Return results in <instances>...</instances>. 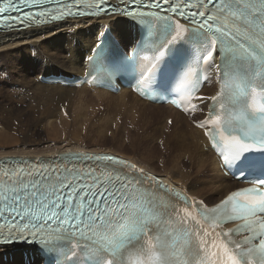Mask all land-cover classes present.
I'll use <instances>...</instances> for the list:
<instances>
[{
    "label": "snow or ice",
    "instance_id": "1",
    "mask_svg": "<svg viewBox=\"0 0 264 264\" xmlns=\"http://www.w3.org/2000/svg\"><path fill=\"white\" fill-rule=\"evenodd\" d=\"M52 2L53 0H6V6L0 4V23L10 24L15 27L18 25H28L32 22L39 24L48 19L60 21L67 16L89 15L100 17L101 14L108 15L109 13L124 16H140L144 13L158 15L159 11H163L165 16L168 17L167 14L171 12L173 15L179 14L190 20L192 24L197 25V28L205 31L209 36H216L215 39H211V50H208L207 54L203 57V61L206 64L213 59L214 52L217 49V41L220 42L221 48H224L225 41H228L226 45L228 49L238 50L264 60V0H220L218 4H215V17H223L224 11L227 10L235 18L234 22L235 20H241L243 26H247V31L243 30V27H238L231 33L224 27H216L217 19L214 18L213 14L205 15V12L199 10L204 7L205 0H197L194 6L196 11L191 12V14L186 9L190 10L193 7L192 0H122L125 5L124 7L108 5V0H97L94 7L87 12L79 10L77 0H72L70 4H64L62 0H54L58 7L50 9L46 5ZM213 2L214 0H207V4L209 5H212ZM145 5L147 6L146 12L141 10ZM25 9L29 10L26 11ZM31 9L38 10L33 12ZM12 13L16 14L12 15ZM250 15L252 16L251 20L248 19ZM197 16L203 19L197 22ZM168 18L170 19L171 17ZM145 81H147V74L144 80L141 81V84ZM238 119L239 123L235 126L232 119L224 120L223 125H221V116L219 115L213 116L207 122L217 126L213 131L206 132L205 134L213 141H215L217 135L219 136L224 145L222 151L224 162L229 160V155L224 153L234 155L248 146V143L244 142L245 140L241 141L234 133L239 129L245 135H249L252 131V126L247 124L243 115ZM200 126L203 127V125ZM224 127L228 129L227 134L223 131ZM252 141L258 147L264 148V136H258ZM97 159L101 158L98 157ZM50 180V175L44 176L42 174L33 176L27 183L24 179L20 178L7 192L0 193L3 202V207L0 208V221H4L9 226L8 235L3 236L0 239V243L13 242L21 238L28 239L29 236L32 237V240H37L36 238L51 222L63 225L65 222L78 221L76 227L84 224L87 228H91L93 224L105 219L104 214L108 210L107 207L100 210L99 203H97L96 208H92V204L96 202V193L92 194L90 200H88L87 194L85 195L88 207L83 210L82 215L77 214L80 212V207L77 204H73L72 197L79 196L80 191H84L85 188H90V186L82 185L80 190L77 191L75 183L64 184V180L59 179L57 182L65 192L68 189L72 190L71 194L64 197L60 194L59 190H53L51 193L45 191V186ZM246 193H254L260 199L251 205L239 203L237 198L244 197ZM53 196L56 198L53 199ZM107 198L111 199L110 193L107 194ZM62 199L65 201L63 205L61 204ZM102 200H105V197L102 196ZM117 203H119L118 200ZM224 204H231V213H245L251 216H255L257 212L264 213V181H259V187L245 188L244 193L233 191L227 197V201ZM123 208H126V205H123ZM219 210L216 209L214 211ZM95 211H99L100 215H94ZM224 214L231 215L227 209H225ZM120 215L123 216V213L121 212ZM256 222L260 224L261 228L258 234L264 236V219L258 218ZM128 239H131V237H120L118 242L112 247V252L126 250V246L129 245L124 244V241ZM251 239L253 237H248L245 243H250ZM261 241H264V239H261L259 242L258 264H264V243H261ZM121 245L124 246L122 247ZM256 251L255 247L245 249L240 246L237 248L236 257H239L240 264H248V257L256 253Z\"/></svg>",
    "mask_w": 264,
    "mask_h": 264
},
{
    "label": "bare ground",
    "instance_id": "2",
    "mask_svg": "<svg viewBox=\"0 0 264 264\" xmlns=\"http://www.w3.org/2000/svg\"><path fill=\"white\" fill-rule=\"evenodd\" d=\"M78 8L79 10L86 11V9L83 6H78ZM106 29L110 30L112 36L116 38L118 41H120V43L123 46L130 47L132 41L135 40L136 29H135L134 23L127 19H124L122 17H117V16L109 17V18H100V19L82 18L80 20H68V21H64L62 23H58V24H54L50 26L39 27V28L30 27L23 31L16 30V31L0 34V52L5 53L7 56L13 55L12 52L10 53V51H12L13 49L23 47V46H31V47L43 46L45 41H49L46 43V44H49L51 42H54V38H55L56 46L52 47L53 50H51V48L49 47L47 48L46 44L44 46L48 50L49 55L56 59V63H57L56 70L53 71V69H48L46 73H44L43 75L37 76L36 85L41 90L43 89L44 91L47 90V95H45V97L47 98L45 100H49L48 102L53 101L56 107L59 109L61 108L59 104H61L63 106L62 109H65L66 111L70 107V105H72V101H74L75 99L73 95L76 93L80 94L78 95L79 96L78 98H80L82 102L80 103V108L79 109L77 108V109L80 111H84L86 113L85 115H83V118L80 119L81 121L78 118L73 117L72 119L68 121L69 123L68 122L64 123L63 121L59 122L58 124L60 128H57V125H56V128H55L56 135H58L61 132V138H67V136L65 137L66 134L69 136L72 135L75 138L74 145L75 144L76 145L74 147H64V148H58L54 150L45 149V150L38 151V152H23V151L17 150L18 146L24 145L26 143H30L29 141L22 142L24 140H16V139L12 140L11 137H9V135H5V137L0 136V147H5V148H1L0 156L5 155V154H15L17 156H22V157H33L34 155L40 156V155H45L47 153L59 154L56 152H61L63 150H65L63 152H66V150L67 151L85 150L88 152H95V151L102 152L103 151V152H111V153L121 155L131 160L132 162L139 164L142 167V169H145L149 172L151 171L150 173L153 172L152 174L156 173L155 175L157 176H163V175L169 176L168 172H165L164 174L157 173L158 171L155 170V167L148 164V162H150L153 157L149 159L141 158L140 160H138L135 158L136 156L135 157L132 156L134 151L139 150V148L136 147L135 142H133V139L136 138V136L140 133H143L145 131H150V130L154 131L155 129H158V127H156V125H158L157 123H159V121L161 120H164V118L167 115H169L173 118V123H174V126L172 125L173 134L171 136L178 135V138L183 137L181 141H179L177 136L176 138L172 137L173 141L177 140V143L183 142L185 145H190V142H191L192 144L191 147L194 148V150L191 147L190 149H188L191 153L194 152L191 158L197 155L199 156V160L202 164L203 170L204 168H206L208 169L209 172L215 175L217 185H218V190L220 188H224L225 189L224 192H226L228 190L231 191V189H235L237 184L233 183L220 170L219 162L217 158L214 157V155L208 150L207 143L203 138V133L195 129L192 125H189L186 122L188 119L185 116H183L180 113H177L170 107L154 106V105L144 103L138 100L137 97H135L128 91H124L120 93L119 95H112V94H109L107 92H104L98 89H93V90L87 89V88L68 89V88H62L60 86H45L39 82L40 79L48 78L52 74L61 75V76L68 77V78H73L76 75H83L84 69L87 63V57L89 56V54H91V50L99 42V38L101 34ZM121 32L123 33L122 35H121ZM122 41L126 43L124 44ZM19 51H24V49H20L17 52ZM216 63L217 61L214 62V64L211 66L213 73H216ZM13 65H15V63ZM61 67L65 68L66 70L64 71L63 69H61ZM210 80L211 79L208 80V84ZM13 86L14 85H12V88ZM215 88H216V80H214L213 83L205 87L206 94L208 96H211L215 92ZM27 90H29L28 92L31 93L30 88H27ZM53 91L57 92L56 95L53 97H49L50 94L52 93H48V92H53ZM99 108H106L109 110V112L111 111V114H109L111 115V117H106L104 119L103 118L98 119L99 117L93 118L94 112H96V114L100 113ZM204 114H205L204 111H199L197 113V117L199 116L203 117ZM116 116H119V120H121V122L120 121L117 122V126H116L115 121L111 122L110 125L106 122L107 120H111L112 117H116ZM120 123L123 124V127H122L123 129L119 130ZM77 125L79 126V128L78 127L76 128ZM72 126L74 127V129H72ZM88 126H90L91 128L98 127L101 129L100 131H98V133L96 132L97 130L94 131L96 132L95 134L96 139H94L90 143H88V137L87 135H85L86 128ZM112 126L116 127L117 130H115L113 133L110 134V136L112 137L111 141L117 144L120 148H115L113 151H110L102 147L103 144H107L110 141L109 138L104 137L102 133L105 134L104 131H107ZM90 127H88V129ZM166 128L167 127L165 126L164 129ZM185 131L186 133H183ZM92 132L93 131H91V133ZM165 133H167L166 130L160 132L159 134H165ZM142 135L144 136V134ZM65 140L67 141L70 139H65ZM186 141H188V143H185ZM194 142L196 144H194ZM93 145L94 147H100V148L91 149ZM87 147H89V149ZM128 148L131 151V155L126 154L127 153L126 150ZM196 148H198L197 151H196ZM140 149L147 150L148 152H150L152 149L153 151H155L153 146L145 147V149L141 147ZM184 150H183V153H184ZM142 155L143 154H141V156ZM179 155L182 156V154H179ZM179 157L180 156H178V158ZM150 163H153V162H150ZM172 180L173 182L181 186H184L180 181H177L174 179ZM192 194L194 195V193ZM214 194H211V195H214ZM18 247H21L23 253L16 254L15 256L13 254V256L16 260H19L21 262L20 264H26L28 260H30L31 262L30 264H40L41 261L34 248L25 247V246H18ZM15 249H19V248L14 247V246L0 247V250H2V252H5V250H15Z\"/></svg>",
    "mask_w": 264,
    "mask_h": 264
},
{
    "label": "rangeland",
    "instance_id": "3",
    "mask_svg": "<svg viewBox=\"0 0 264 264\" xmlns=\"http://www.w3.org/2000/svg\"><path fill=\"white\" fill-rule=\"evenodd\" d=\"M122 34L123 33L121 32V35ZM47 42L49 41H45L44 45ZM44 45L36 46V47L23 46L13 49L12 51H10V53L11 52L13 53L12 56H7L5 53L0 52V136L5 137V135H9V137H11L12 140L16 139V140H24L22 142L25 141L30 142L26 144L22 143L24 145H19L17 148L18 151L38 152L45 149L54 150L64 147H74L76 145V144L74 145L75 138L72 135L71 137L67 134L65 135V137L67 136V138H61V132L60 133L57 132L59 134L56 135L55 132L56 125L57 128H60L58 124L59 122L61 121H63L64 123L68 122L73 117L78 118L80 120L81 118H83V115L86 114L84 111L78 110L80 108V103L82 102V100L78 98L79 97L78 95L80 94L76 93L73 95V97L75 98L74 101H72L73 106L70 105V107L66 111L65 109H62L63 106L61 104H59V106L61 107L59 109L56 107L53 101L48 102L49 100H45L47 98L45 97V95H47V90L44 91V89L41 90L39 87H37L36 77L39 75H43L44 73H46L48 69H53V71H55L57 65L56 59L49 55L48 50ZM46 45L47 48L49 47L51 48V50H53L52 47L56 46V39L54 38V42H51ZM20 49H24V51L17 52ZM14 63L16 67L15 65H13ZM61 69H63L64 71L66 70L63 67H61ZM12 85H14L13 88ZM27 88H30L31 93L28 92L29 90H27ZM48 93H52L50 94L49 97H53L56 95L57 92L53 91ZM99 109H100L99 110L100 113L96 114V112H94L93 118L99 117L98 119H102V118L104 119L106 117H111V115H109L111 114V111L109 112V110L106 108H99ZM114 121L116 123V126L118 121L121 122V120H119V116L112 117L111 120H107L106 122L110 125L111 122ZM161 121H159V123L156 122L158 124L156 125L158 129H155L154 131L152 130L145 131L143 133L138 134L136 138L133 139V142H135L136 147L139 148L140 152L139 150L134 151L132 156L134 157L136 156L135 158L138 160H140L141 158L149 159L153 157L150 161L153 163L148 162L149 165L155 167V170L160 173L168 172V174H172L175 179L177 178H179L177 180L182 179L183 183L198 196L206 198L207 194H210L211 192L216 190L214 191V193L218 195H216L211 199L206 198V201L208 203L214 202L216 199L220 197V195L224 193L225 189L220 188L218 190V185L215 175L207 174L206 171L203 170L198 155L193 157L192 158L193 160L191 162H188L187 165L181 167L179 171L176 168H174V165H176L175 163H178V160L180 162L188 157L189 155L188 149H190L192 144L190 142V145H185L183 142L177 143V140L173 141L172 137L176 138L177 136L178 138V135L166 137L169 136L170 134L168 133L159 134V132L161 131L160 129L164 127V122L163 120ZM121 124L122 123H120L119 125V130L123 129L122 128L123 124L122 125ZM77 127L79 128L78 125L76 126V128ZM88 127L86 128L85 135H87L88 143H90L94 139H96L95 134L96 132L98 133V131H100L101 129L98 127H93V128L90 127L88 129ZM72 129H74L73 126ZM115 130H117L116 127L112 126L107 131H104L105 134L102 133L104 137H107L110 140L109 143L102 145V147H104L106 150L108 149L110 151H113L115 148H120L117 144L111 141L112 137L110 136V134L113 133ZM91 131L93 132L96 131V132L91 133ZM29 132H31L32 134ZM183 133H186V131ZM142 134H144V136ZM164 137L170 138L172 143L164 144L163 143ZM182 138L183 137L178 138L179 141H181ZM65 139H70V140L66 141ZM185 143H188V141H186ZM194 144L196 143L194 142ZM151 146H153L155 151H153L152 149L150 152H148L147 150L140 149L141 147L145 149V147H151ZM1 148H5V147H0V150ZM87 148L89 149V147ZM92 148H100V147H94L93 145L91 149ZM191 148L194 150L193 147ZM197 149L198 148H196V151ZM183 150L186 155L183 153ZM61 152H56V153H61ZM95 152H101V151H95ZM126 152H127L126 154L131 155V151L129 150V148L126 150ZM193 153H191L192 154L191 156H193ZM141 154L143 155L141 156ZM179 154H182L183 157ZM177 155L180 157L178 158ZM14 247H17L19 249L5 250V252H2V250H0L1 251L0 264L21 263L19 260H16L14 256L16 254H22L23 253L22 249L21 247L18 246H14ZM30 263H31L30 260L26 262V264H30Z\"/></svg>",
    "mask_w": 264,
    "mask_h": 264
}]
</instances>
